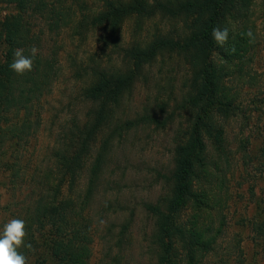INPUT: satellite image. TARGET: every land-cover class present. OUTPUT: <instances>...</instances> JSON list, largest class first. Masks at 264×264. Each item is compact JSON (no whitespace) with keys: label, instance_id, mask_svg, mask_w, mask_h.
Instances as JSON below:
<instances>
[{"label":"trees","instance_id":"16d2710c","mask_svg":"<svg viewBox=\"0 0 264 264\" xmlns=\"http://www.w3.org/2000/svg\"><path fill=\"white\" fill-rule=\"evenodd\" d=\"M68 3L0 0V188L19 191L18 183L29 180L34 188L13 206L11 218L26 222L25 242L32 244V249L20 251L28 258V264H88L92 243L89 207L116 139L143 123L165 124V120L151 115L118 121V109L144 77L146 66L167 54L180 57L189 68L184 108L195 116L190 127L180 132L182 142L175 148V165L165 177L169 193L159 203L145 208L155 220V264H180L179 248L187 233L181 215L192 201L205 196L196 188L203 179L200 173H206L207 145L213 151H223L225 133L220 120L227 119L232 104L223 88L221 68L213 63L215 52L223 49V56L228 58L239 54L245 40L232 29L244 19L251 0H102L98 11L83 15L74 29L81 37L89 30L106 33L104 46L119 52L125 69L110 71L100 65L82 68L85 75L91 76L81 93L83 102L89 104L88 111L82 120L73 119L60 130L56 143L48 150L47 165L29 171L27 162L22 163L25 151L37 139L42 101L52 93L54 81L59 78L52 61L55 53L45 55L43 50L46 31L41 26L58 36L63 26H69L67 18L74 12V4ZM83 3L76 4L77 10ZM159 15L183 24L185 30L140 41L135 35L140 34L146 21ZM129 21L134 23V36L123 45L122 30ZM217 26L229 28L224 48L218 47L211 37ZM32 46L39 49L33 70L15 74L9 67L14 50L23 48L25 55H29ZM86 165L90 167L84 169ZM84 171L85 192L73 196ZM203 204L200 200L198 207L203 208ZM8 205L3 212L11 211ZM257 209L261 223H252V229L261 238L259 246L264 254V200ZM127 228L125 225L123 230ZM196 236L198 240L190 243L192 247L202 246L203 236Z\"/></svg>","mask_w":264,"mask_h":264},{"label":"rangeland","instance_id":"374dc122","mask_svg":"<svg viewBox=\"0 0 264 264\" xmlns=\"http://www.w3.org/2000/svg\"><path fill=\"white\" fill-rule=\"evenodd\" d=\"M68 1L74 4L68 27L63 26L57 36L41 26L46 31L43 50L45 55L55 53L52 61L59 78L42 101L37 139L25 151L27 161L22 163L27 162L29 171L47 165L48 150L60 130L73 119L82 120L88 111L89 104L83 102L81 93L91 76L82 68L100 65L110 71L125 69L119 52L104 46L106 33L89 30L81 37L74 29L83 15L98 11L102 0ZM75 1L84 2L80 10ZM244 13V19L232 29L245 40L239 54L228 58L223 49L215 52L213 63L221 68L223 88L232 104L227 119L220 120L225 133L223 151H213L207 145L206 173H200L203 179L196 188L204 199L192 201L181 215L187 233L179 248L180 264H264L261 238L252 229V223H261L257 207L264 200V0H251ZM133 28V21H129L122 30L123 45L132 41ZM183 30V24L159 15L146 21L135 36L145 42L154 35H176ZM249 30L253 42L246 35ZM189 78L185 62L166 54L146 66L144 77L121 102L118 121L151 115L165 124L143 123L116 139L89 207L92 243L88 264L156 263L152 243L155 220L145 206L159 203L169 193L165 177L174 168L175 148L182 142L180 132L194 121L195 114L184 108ZM84 176L85 171L73 196L85 192ZM31 183H18L21 190L15 192L0 188V229L15 212L14 203L23 201L34 189ZM200 200L203 208L198 207ZM8 204L11 211L3 212ZM125 225L128 228L123 230ZM197 234L203 236L202 246L192 247Z\"/></svg>","mask_w":264,"mask_h":264},{"label":"clouds","instance_id":"9594fccd","mask_svg":"<svg viewBox=\"0 0 264 264\" xmlns=\"http://www.w3.org/2000/svg\"><path fill=\"white\" fill-rule=\"evenodd\" d=\"M246 35L250 38L249 42H253L252 31L249 30ZM211 37L218 47L224 48L229 40V28L217 26L212 29ZM227 50L234 51V49ZM38 52L36 46L29 49V55H25L23 48L15 49L13 61L9 65L10 70L17 75L31 72ZM26 236V222L23 219L11 218L3 224L0 229V264H28V258L20 251L21 248L32 249V244L25 242Z\"/></svg>","mask_w":264,"mask_h":264}]
</instances>
